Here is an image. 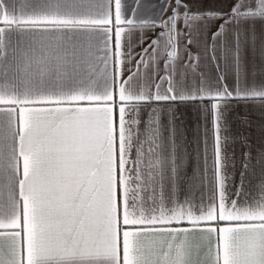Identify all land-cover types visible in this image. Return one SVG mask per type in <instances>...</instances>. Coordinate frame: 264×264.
Listing matches in <instances>:
<instances>
[{
	"label": "snow or ice",
	"instance_id": "1",
	"mask_svg": "<svg viewBox=\"0 0 264 264\" xmlns=\"http://www.w3.org/2000/svg\"><path fill=\"white\" fill-rule=\"evenodd\" d=\"M241 106L264 117V0H0V264H264Z\"/></svg>",
	"mask_w": 264,
	"mask_h": 264
},
{
	"label": "crops",
	"instance_id": "2",
	"mask_svg": "<svg viewBox=\"0 0 264 264\" xmlns=\"http://www.w3.org/2000/svg\"><path fill=\"white\" fill-rule=\"evenodd\" d=\"M164 4H165V0H144V6L137 9L136 0H127L129 12L138 11V13L143 16H151L154 14H158L160 12V9L164 7ZM168 14H169L168 12H165L162 18L166 19ZM259 31H260V26L257 25V32ZM152 38H154V35L149 34V40L146 41L145 44L142 45V47H147V43L150 42ZM181 43L183 44L184 41L182 40ZM188 48L193 54H195L197 51L203 52L202 45L199 46L197 44L188 45ZM135 51L137 52L140 51V48L137 47ZM216 55L218 57V60L216 62L210 61L206 57H202L201 59V70L209 73L212 76H215L218 71H222L224 69L223 61L219 59L220 52L218 51ZM248 60H249L250 68L253 67L254 65L259 64V58L254 57L251 54H249ZM217 63L220 64L219 68L216 66ZM179 111L181 115H180V121H178V123L182 124L181 131L186 134L185 139L184 141H182V143L184 144V147L187 149L188 153L194 156L197 147L196 129L201 124L200 113L194 107H185V106H181ZM245 115H247L248 121L251 122V127L245 128L242 127V125L240 124V118ZM228 119L231 124L233 132L243 131L245 133L250 134L249 139L253 145V152L255 153V150L261 146L262 142H264V133H261L260 130V125L264 124V117H262L260 112L255 108H251V107L244 108L243 106H241L231 110L228 113ZM210 135L211 134L209 133V143H211ZM235 151H236L237 159L239 160L242 151L239 145H236ZM235 179L237 181L239 180V163H237ZM253 182H255L254 179Z\"/></svg>",
	"mask_w": 264,
	"mask_h": 264
}]
</instances>
